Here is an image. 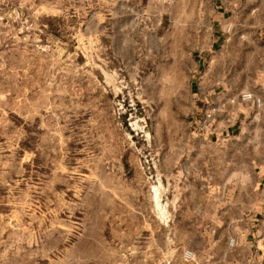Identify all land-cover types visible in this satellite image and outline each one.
Segmentation results:
<instances>
[{
    "label": "rangeland",
    "instance_id": "obj_1",
    "mask_svg": "<svg viewBox=\"0 0 264 264\" xmlns=\"http://www.w3.org/2000/svg\"><path fill=\"white\" fill-rule=\"evenodd\" d=\"M210 6L0 0V264L193 261L185 200L252 193L208 189L207 159L193 169L191 151L208 148L191 140V85L250 92L259 103L242 110L264 119V53H249L264 50V31L236 32L208 60ZM248 132L258 150L247 164L264 174V125Z\"/></svg>",
    "mask_w": 264,
    "mask_h": 264
},
{
    "label": "crops",
    "instance_id": "obj_2",
    "mask_svg": "<svg viewBox=\"0 0 264 264\" xmlns=\"http://www.w3.org/2000/svg\"><path fill=\"white\" fill-rule=\"evenodd\" d=\"M210 3V9L205 10L204 7L202 12L206 20L204 28L209 34L208 42L207 46L199 49V53L208 60L222 55L224 46L230 40L234 41L236 32L256 29L261 35L264 31V0H210ZM249 16L251 21L247 20ZM254 16L258 17L257 22L252 21ZM227 25H231L233 36L226 38ZM260 40L262 39L257 41ZM250 42L254 47L253 41ZM238 43L242 46L243 40L240 39ZM249 53L260 56L264 50L255 48ZM200 59L202 58L199 57L198 60ZM212 70H207L209 76ZM216 73L218 77L222 75L219 70ZM204 77L203 74L202 78ZM218 88L210 83L200 82L191 85L189 89L195 109L190 123L191 140L194 145L202 144L208 148L204 153L199 150L191 151L190 155L195 159L193 169L199 170L203 166V159H207L204 163L207 172L203 173L202 177L207 176L202 183H205L208 189L224 190L233 186L238 190H252V193L246 194V198L244 195H239L233 199L221 198L218 201H212L210 198L186 199L185 201L193 206L187 211L185 220V230L188 233L186 248L192 251L195 260L181 264H264V174L258 173L256 169L252 171L251 166L247 164L257 156L258 150L257 147L250 146L253 138H250L248 127L264 125V119L251 118L246 110H242L244 107L255 105L254 101L239 100L240 93L244 91L232 90L226 86H222L219 90ZM254 98L256 99L255 96ZM207 104L222 107L225 113L215 123V134L200 136L194 130V121L202 115ZM225 115L233 118L229 124L225 122L227 117ZM259 141L263 143L264 137ZM220 174L226 180L215 182V176ZM244 175V178L248 175L249 181L242 178ZM229 202H234V209L226 208ZM216 203L224 206L217 209L215 214H211L213 211L211 207ZM201 206L206 207L205 211L200 209ZM172 229L174 232L177 231V221ZM231 240H233L232 244ZM156 251L160 252V249L153 247V252Z\"/></svg>",
    "mask_w": 264,
    "mask_h": 264
},
{
    "label": "built area",
    "instance_id": "obj_3",
    "mask_svg": "<svg viewBox=\"0 0 264 264\" xmlns=\"http://www.w3.org/2000/svg\"><path fill=\"white\" fill-rule=\"evenodd\" d=\"M238 98L242 102L254 101L256 104L259 103V100L255 99L253 94L250 92L240 93ZM223 113H225V110L222 107L207 104L202 111V115L199 118L195 119L194 130L200 136H209L215 134V123L221 118L220 116H222ZM225 116H227L225 118V122L229 124L233 120V118L228 115ZM230 243L232 244L233 240H231ZM184 256L186 259H190L191 253L186 252Z\"/></svg>",
    "mask_w": 264,
    "mask_h": 264
}]
</instances>
